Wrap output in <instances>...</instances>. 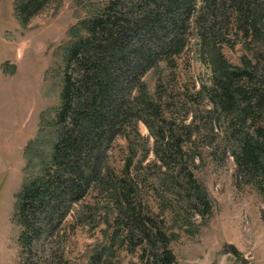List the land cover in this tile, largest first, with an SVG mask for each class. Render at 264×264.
I'll return each mask as SVG.
<instances>
[{
  "label": "trees",
  "instance_id": "obj_1",
  "mask_svg": "<svg viewBox=\"0 0 264 264\" xmlns=\"http://www.w3.org/2000/svg\"><path fill=\"white\" fill-rule=\"evenodd\" d=\"M58 1L14 0L13 9L25 25ZM197 1L191 28L210 74L207 81L189 85L180 60L186 57L190 10ZM203 15L209 19L205 25ZM228 21L244 49L236 63L216 45ZM69 32L56 139L38 165L26 151L27 165L38 166V174L26 178L16 193L13 218L23 264H37L30 257L33 246L40 241L44 253L43 244L60 234L71 206L92 190L113 204L114 223L123 232L120 243L140 248L142 264H175L169 247L174 234L166 233L137 195L146 180L139 170L150 167L134 161L140 149L142 159L148 154L145 144L137 145L140 122L153 138L158 179L194 211L211 210L191 169L200 147L214 160L232 157L236 184H252L264 198V0H106ZM149 72L155 78L152 92L144 80ZM119 137L126 141L127 155L117 172L109 154ZM52 256L60 264L55 251Z\"/></svg>",
  "mask_w": 264,
  "mask_h": 264
},
{
  "label": "rangeland",
  "instance_id": "obj_2",
  "mask_svg": "<svg viewBox=\"0 0 264 264\" xmlns=\"http://www.w3.org/2000/svg\"><path fill=\"white\" fill-rule=\"evenodd\" d=\"M105 1L52 2L23 25L13 9L14 0H0V264L24 261L17 241L19 226L13 218L16 193L26 178L38 174V166H28V160L38 165L42 152L51 151L56 139L55 116L63 83L65 45L71 39L69 29ZM199 6L197 1L190 10L192 35L186 57L180 60L189 85L207 81L210 74L208 57L196 47L191 28ZM205 17L201 19L204 25ZM221 28L216 45L221 46L224 58L236 63L244 54L241 36L229 21ZM154 79L152 72L144 77L150 92ZM138 127L142 138L137 145L145 144L148 154L142 159L140 149L134 161L150 167L139 170L140 178L146 180L138 184L137 195L166 233L174 234L169 247L175 264H264V198L252 184H236L233 158L214 160L207 148L200 147L191 169L209 196L211 210L199 214L160 182L153 138L143 123ZM126 150V141L117 138L109 154V164L117 172L123 167ZM106 202L104 194L92 190L73 204L57 229L60 234L48 238L44 253L41 242L36 243L31 261L54 264L55 251L60 264H142L140 248L130 249L120 243L123 232L114 223L113 204Z\"/></svg>",
  "mask_w": 264,
  "mask_h": 264
}]
</instances>
